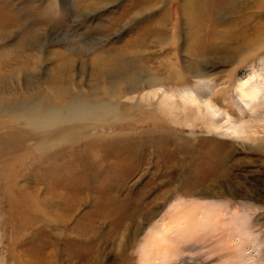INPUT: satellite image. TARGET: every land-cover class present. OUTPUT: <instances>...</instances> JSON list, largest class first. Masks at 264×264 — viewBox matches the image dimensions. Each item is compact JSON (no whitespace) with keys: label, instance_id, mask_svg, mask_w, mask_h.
<instances>
[{"label":"rangeland","instance_id":"1","mask_svg":"<svg viewBox=\"0 0 264 264\" xmlns=\"http://www.w3.org/2000/svg\"><path fill=\"white\" fill-rule=\"evenodd\" d=\"M225 3L0 0V142L9 139L0 145V264H264V225L252 226L251 242H238L236 236L237 242L234 238L226 244L218 235L198 240L200 229L181 227L186 216L182 205L191 202L226 205L232 201L264 207V168L249 150L237 148L236 158L247 153L249 157L236 167L232 178L245 180L253 192L248 198L236 192L227 203L223 198L191 194L192 181L202 178L201 163L188 157L176 168L168 165L172 152L150 132L163 136L171 128L178 136H186L189 129L162 123L158 113L142 117L137 112L133 119L124 120L126 124L81 137L71 132L74 140L66 134L46 154L21 119L52 109L65 112L74 95L89 103L108 100L109 86L133 78L134 69L116 72L109 80L100 73L106 69L105 59L122 53L121 60L112 61L126 65L127 60L136 59L131 50L147 55L146 61L140 57L145 66L169 75V87H192L202 81L223 86L230 77L232 85L221 91L229 94L237 113V106H246L238 101L235 86L264 80V33L251 35L248 44L230 51V41L217 42L218 35L241 23V12H231ZM124 130L144 132L141 138L148 147H129L132 140L124 149L112 143L109 135ZM105 134L109 137H102ZM251 146L264 151V144ZM123 150L128 158L119 154ZM166 171L171 178L163 175ZM173 206L181 207L180 213ZM254 218L264 223V214L250 215L251 224ZM153 234L162 239L157 242L161 251L157 258L145 252ZM235 244L234 249L230 247Z\"/></svg>","mask_w":264,"mask_h":264},{"label":"bare ground","instance_id":"2","mask_svg":"<svg viewBox=\"0 0 264 264\" xmlns=\"http://www.w3.org/2000/svg\"><path fill=\"white\" fill-rule=\"evenodd\" d=\"M225 4H228V9H232L230 10L231 12H239V14L241 12V15H239L241 16L240 26L233 31H227L225 34L218 35L215 39L217 42H223L226 39L230 41L231 44L228 46L229 51L231 49L242 48L243 45L248 44L246 41L250 39L251 35L264 33V0H227ZM213 36L215 37L216 33L213 34ZM215 40L213 39L212 42L216 43ZM130 52H134L132 56L136 59L127 60L125 63L126 65H115L112 61L115 58L121 60L124 55L122 53H113L111 57L109 56L105 59L107 64L106 69L100 71V73H104V77L109 78V80L112 79L116 72L121 73V70L128 69L127 73H129L134 69L133 78H128V80L125 79L116 85L109 86V93L107 95L108 100H98L94 103H89L85 101V99L74 95L70 106L65 108V112L51 108L52 110L44 111L37 116L31 117L29 115H24L21 118L26 127L25 129L36 136L37 146L40 148L41 152L43 154L50 152L57 141L62 139L66 134L68 135L70 133L69 136L73 139L71 134L74 132L78 134V137H81L87 135V133L92 130H112L117 124L125 123L127 121L126 119L131 120L136 117L137 112H141L142 117L146 116V113L155 112L161 115L159 121L162 123L167 125L168 123L169 125H180L189 129L186 136H178L171 128L166 130V132L164 131L165 133L163 136L156 131L150 132L149 135L150 137H153L154 134L157 135L159 140H163V142L168 145L167 148L174 156L173 160L168 164L171 167L176 168V166L185 164V160L188 161V159H186L188 157H190L191 161H197L202 164L200 170L202 178L192 181L190 184V188L192 189L191 194H201L204 198H223L226 200L224 202L227 203L231 201L233 196L237 195L236 192L240 193V197L248 198V196L251 195L250 193L253 192V188L247 186L245 180L232 178V174L237 170L236 167L240 165V163L245 162V160H248L246 157H249L247 153L242 158H236L237 148L239 150H249L251 156L256 157L253 158L254 161H256L262 169L264 168L263 149H253L251 146L256 145L255 147H258L259 144H264V80L250 86L247 82H239L235 86L240 93L238 101L246 106H237V108H235L237 113H235L236 111L234 112L232 109L230 98H228L229 94L227 96L225 95L227 93L224 94V90L232 85L230 77L222 82L221 85L226 87L222 91L221 87L223 86H220V84L211 82L202 83L203 81L195 83L192 87L183 86L181 88H173L172 86L169 87L171 83L169 75H160L157 71L152 70V68L140 62V57L142 60L146 61L147 55L142 54V56H140L137 50H131ZM135 62L137 63L135 64ZM127 63L131 64L133 67H130ZM166 65L170 66L168 62ZM259 93H261V96L256 99ZM150 123L156 126L158 124L153 122V120ZM151 128L156 130L155 127ZM143 133L141 134L137 131L132 133L131 130H124L120 133H112L114 135L113 137L112 135L109 136H111L110 139H112V143H116L119 147H123V149L124 146H127L125 144L130 140H132V143L128 144L129 147L142 148V146H144L147 148V143L141 138ZM201 133H206V135H199ZM109 136L105 134V136L102 137L106 138ZM92 138L89 140L94 141L95 139ZM8 140L7 138L3 139V143L5 144ZM150 141L152 142V140ZM61 142L64 143L65 141ZM0 143V145H3L2 142ZM135 152L134 155L137 157ZM121 153L126 156L124 150L119 154ZM119 154H116V156ZM109 155L114 156L115 154L111 153ZM126 158L128 157L126 156ZM137 159L139 158L137 157ZM228 159L232 160V162L227 163ZM250 161H252V159H250ZM163 175H170L169 177H172L171 172L168 173L167 171L163 173ZM242 186L246 190L245 192H243ZM197 187H199V190H194ZM228 204L223 205L221 201H196L187 204L186 207L182 205L185 208L183 210H185L186 216L183 218L181 227H189L192 225L194 229H200V236L197 232L198 240L206 235H208L207 239H210L209 237L211 235L212 237L218 235V239L224 238L223 240L219 239L224 244L229 241L231 242L236 236L238 237V242L240 240L241 242L244 241L243 243H246L245 240L251 242L248 240V237H250L252 226L264 225V223L254 218V223L251 224L250 215H263L264 210H262L261 213L258 212V214L255 212L264 207H257L256 204L251 205V203L248 205H241L239 202L232 201L231 204ZM180 210H182L181 207L173 208L176 214H178ZM257 218L259 219V217ZM164 228L166 229L167 226L164 225ZM173 228H175V226H173ZM206 229L208 230L207 233ZM185 234H187V232ZM163 235L168 234L167 232H162V236ZM181 235L182 234H180V236ZM149 238H151V236ZM161 240L157 238L156 234L152 235L148 246L146 245L145 247V252L148 256L154 258L159 257L158 255L161 251H159L160 247L157 242H161ZM196 243L199 242L196 241ZM243 243L241 244L243 245ZM219 244L220 243H218V245ZM242 245L239 244V246ZM230 247L234 249L236 244ZM222 249L224 248L222 247ZM230 250H232V248H230ZM232 255H234V252Z\"/></svg>","mask_w":264,"mask_h":264}]
</instances>
